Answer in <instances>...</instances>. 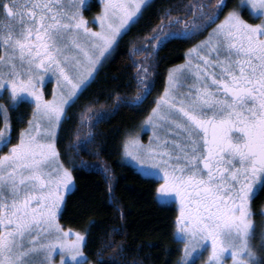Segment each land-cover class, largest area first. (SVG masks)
<instances>
[{
  "label": "snow or ice",
  "instance_id": "1",
  "mask_svg": "<svg viewBox=\"0 0 264 264\" xmlns=\"http://www.w3.org/2000/svg\"><path fill=\"white\" fill-rule=\"evenodd\" d=\"M87 6V0H0L5 51L0 89L8 95V103L0 104V150L7 149L0 151V264H57L56 255L59 264H85L87 259L86 235L64 229L57 216L74 185V170L91 165L60 159L68 153L56 147L57 127L148 3L103 0L91 21L83 14ZM226 7L223 0L214 7L193 0L185 9L191 13L188 20L165 10L148 46L132 49L145 53L144 60H132L138 94H117L111 109H98L87 121L94 127L121 106L139 107L147 99L155 55L150 49L162 40L208 32L188 49L186 64L168 71L163 92L144 120L151 126L150 143L143 144L138 135L123 141L124 154L146 176L161 181L159 200L178 204L174 239L183 244L178 264H195L201 250H207L205 264H226V254L231 264H264L252 244L256 225L251 207L264 191V0H240L224 12ZM246 9L258 22L244 18ZM93 22L97 28L89 26ZM46 73L56 80L52 99L40 87ZM29 101L33 118L12 143L9 109ZM93 142L89 134L68 147L78 150ZM103 174L111 198L106 167ZM259 236L264 251V231ZM118 248L103 264H122L123 246Z\"/></svg>",
  "mask_w": 264,
  "mask_h": 264
},
{
  "label": "trees",
  "instance_id": "2",
  "mask_svg": "<svg viewBox=\"0 0 264 264\" xmlns=\"http://www.w3.org/2000/svg\"><path fill=\"white\" fill-rule=\"evenodd\" d=\"M193 0H151L142 16L133 23L120 38L112 56L102 64L94 78L83 88L74 104L67 109L66 117L61 122L57 138V149L67 164L68 158L75 163L88 162L91 167L74 170L75 186L67 194L60 222L86 235L84 251L87 259L94 264H103L109 256L120 251L122 264H178L183 251V244L174 239L175 217L179 214L175 203L166 204L158 200L156 187L160 180L143 175L132 165L122 160L123 141L142 119L148 115L153 100L163 92L171 67L184 61L186 52L204 38L208 32L186 38L175 34L160 42L161 46L150 49L155 55L151 60L154 65L150 71L151 91L139 107L121 106L105 121L90 127L88 117L98 109H111L117 94L129 98L135 97L140 89L132 78L136 69L132 60H144L143 51L132 53L133 48L148 46L152 30L162 22L165 10L171 9L170 15L191 19L186 7ZM214 7L216 0H205ZM227 5L224 12L236 6L239 0H223ZM97 12L98 2H92ZM92 8H89V10ZM243 14L248 15L247 9ZM223 17L221 14L220 19ZM166 19V18H165ZM219 21H217L218 23ZM210 26L209 30H211ZM154 43V42H153ZM1 54V47H0ZM87 109V111H86ZM33 111L31 102L20 103L9 109L12 135L15 143L16 134L27 127ZM84 113L85 122L81 123ZM94 134V142L86 148H69L68 145ZM95 153V154H92ZM107 168L111 175V198L109 183L103 174ZM253 208L258 210L264 205V191L252 200ZM119 228L114 232L113 228ZM109 244V247H103ZM103 260L98 259V250Z\"/></svg>",
  "mask_w": 264,
  "mask_h": 264
},
{
  "label": "rangeland",
  "instance_id": "3",
  "mask_svg": "<svg viewBox=\"0 0 264 264\" xmlns=\"http://www.w3.org/2000/svg\"><path fill=\"white\" fill-rule=\"evenodd\" d=\"M92 2H98V3L100 4V8H99V10H98L97 12L95 11V9H94L95 6L92 4ZM150 2H151V0H147V3H148V4H149ZM239 3H240V0H239L238 4H239ZM102 4H103V0H87V5H88V6L85 7V8L83 9V14H84L85 18L88 19V20H90V21L93 20L94 16H95L98 12L101 11ZM89 8H92V9L89 10ZM247 12H248V15H245V14L242 13V15L244 16L245 19L249 20V22H251V23H256V22H258V20L253 19L252 16H250V14H249V10H248V9H247ZM253 15H255V13H253ZM221 19H223V17H222ZM131 25H132V24H131ZM89 26L92 27V28H97V27H98V23L93 22V23H91ZM207 35H208V34H207ZM207 35H206L204 38H202L201 40L205 39V38L207 37ZM201 40H200V41H201ZM197 43H198V42H197ZM0 47H1V54H0V55H4V54H5V51H4V47H3V45L0 44ZM187 51H188V50H187ZM107 59H108V58H107ZM107 59H105V60L103 61V63H104ZM187 60H188V56H187V52H186V55H185V59H184V61L181 62L180 64H177V65L171 67V69H172V68H175V67H178V66H180V65H184V64H186ZM103 63H102V64H103ZM102 64L98 66L96 72L94 73V76L96 75L97 71H98L99 68L102 66ZM5 70H6V69H5ZM94 76L90 79V81L94 78ZM90 81H89V82H90ZM89 82H88V83H89ZM88 83H87V84H88ZM87 84H86V85H87ZM55 85H56V80H55V78L52 76L51 73H46L45 76H44L43 84L40 86V87H42V90H43V92H44V96H45L46 99H52V93H53V89H54ZM82 90H83V89H82ZM82 90H81V91H82ZM161 94H162V93H161ZM29 102H30V101H29ZM7 103H8V95H7V91H6V90H3V89H0V104H7ZM32 105H33V108H34V104H32ZM32 112H33V111H32ZM148 114H149V113H148ZM146 117H147V115L142 119V121L140 122V124L138 125V127H136L132 132H129V133L127 134V136H129V135H138L140 141H141L143 144H145V145H147V144L150 143V137H151V135H152L151 126H149V125H145V124H144V120H145ZM32 118H33V116L31 115L30 119H32ZM63 119H64V118H63ZM63 119H62V121H63ZM60 124H61V123H60ZM60 124H59L58 127H57V133H58V129H59ZM127 136H126V137H127ZM56 138H57V137H56ZM56 147H57V145H56ZM6 150H7V149L5 148V149H2V150H0V151H6ZM60 159H61V158H60ZM122 160H123L124 162H126V163L132 165V166L135 167L139 172H141L143 175H145V174L143 173V171H142V167L139 166V165H137V164L132 160L131 157H128V156H126V155L124 154V149H123V151H122ZM145 176H146V175H145ZM149 177H150V176H149ZM151 177H154V178L158 179V178L155 177V176H151ZM158 180H159V179H158ZM160 182H161V181H159V183H160ZM159 183H158V184H159ZM74 186H75V182H74V185H73L72 189L74 188ZM72 189H71V190H72ZM68 193H69V192H68ZM68 193L65 194V198H66V196H67ZM157 197H158V194H157ZM158 200H159V197H158ZM159 201H160V200H159ZM160 202H162V201H160ZM162 203H166V204H172V203H175V205H176L177 208H178V204H177L175 201H173V200H167V201H164V202H162ZM63 206H64V203H63L62 208H61V210H60V212L58 213V216H57V220H58L59 224H60L61 227H63L64 229H71V230H73L74 232H75V231H79V230H76V229H74V228L64 226V225L60 222V220H59V215H60V213H61V211H62V209H63ZM251 207H252V212H253L252 220H253L254 224L256 225V234H255L254 238L252 239V244H253V246L256 248L258 254L261 255V256H264V251L260 250V248H259V243H260V236H259V234H260L261 231H264V215H261V213H264V205H263L261 208H259L258 210H255V209L253 208V204H252V201H251ZM178 211H179V208H178ZM79 232H81V231H79ZM81 233H83V232H81ZM83 251H84V249H83ZM84 254H85V256L87 257L85 251H84ZM35 259H36L37 262H38L39 259H40V257L37 256V257H35ZM55 259H56V261H57V264H59V259H60L59 255H56V256H55ZM206 259H207V250H201L200 255H199V256L196 258V260H195V264H205V260H206ZM85 264H94V263L91 262V261H89L88 259H86V260H85ZM226 264H231L230 254H226Z\"/></svg>",
  "mask_w": 264,
  "mask_h": 264
}]
</instances>
